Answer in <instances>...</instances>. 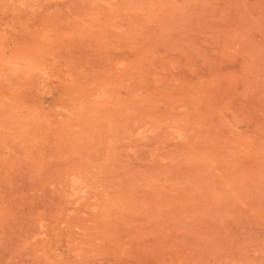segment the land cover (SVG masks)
I'll return each mask as SVG.
<instances>
[{
  "label": "rangeland",
  "instance_id": "rangeland-1",
  "mask_svg": "<svg viewBox=\"0 0 264 264\" xmlns=\"http://www.w3.org/2000/svg\"><path fill=\"white\" fill-rule=\"evenodd\" d=\"M0 264H264V0H0Z\"/></svg>",
  "mask_w": 264,
  "mask_h": 264
}]
</instances>
